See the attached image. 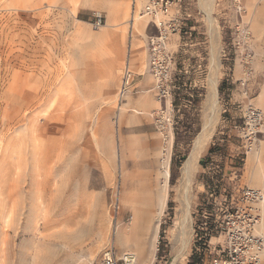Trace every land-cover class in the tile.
<instances>
[{
    "label": "rangeland",
    "instance_id": "374dc122",
    "mask_svg": "<svg viewBox=\"0 0 264 264\" xmlns=\"http://www.w3.org/2000/svg\"><path fill=\"white\" fill-rule=\"evenodd\" d=\"M190 2L158 99L156 29L130 0H0V264H89L110 246L204 264V212L264 172V0Z\"/></svg>",
    "mask_w": 264,
    "mask_h": 264
},
{
    "label": "built area",
    "instance_id": "2783aa9c",
    "mask_svg": "<svg viewBox=\"0 0 264 264\" xmlns=\"http://www.w3.org/2000/svg\"><path fill=\"white\" fill-rule=\"evenodd\" d=\"M186 0H130L132 18L145 16L156 29L146 39L147 68L154 81V91L158 99L170 94L174 55L170 51L169 36L180 34L189 17L185 9ZM95 27L101 26L103 16L94 13ZM250 56H247V58ZM134 74L126 65L122 71L118 88V98L123 99L132 87ZM251 120L259 123L261 114L250 112ZM259 194L245 187L238 194L230 195L223 205L214 207L213 212H204L203 225L197 236L204 264H264L263 239L256 233L259 220L257 203ZM209 219V221H208ZM217 238L215 243L211 239ZM220 238V240H219ZM129 257L117 255L110 246L105 248L89 264H127Z\"/></svg>",
    "mask_w": 264,
    "mask_h": 264
},
{
    "label": "bare ground",
    "instance_id": "6f19581e",
    "mask_svg": "<svg viewBox=\"0 0 264 264\" xmlns=\"http://www.w3.org/2000/svg\"><path fill=\"white\" fill-rule=\"evenodd\" d=\"M140 17H145V16H140ZM131 19H133V18H131ZM137 19V18H136ZM134 22H136V21H134ZM136 24V23H135ZM146 24H147V21H143V22H141V27H142V29L146 26ZM102 26V25H101ZM101 26H99V27H95V28H97V29H99ZM140 27V28H141ZM247 33H245V38L247 37ZM254 111V114L255 115H262V113L259 111V110H256V109H251V112H253ZM191 157V156H190ZM193 158V157H192ZM188 167V166H187ZM188 173V172H187ZM252 176H253V178H254V181H255V183H253V185L255 186L253 189H255L256 191H257V193L259 194V202L257 203V209L260 211V214H261V217L259 216V220H258V224H257V226H256V233H257V227L260 229V230H262V229H264V172H263V169H262V165H259V166H257L256 168H255V170H254V172H253V174H252ZM163 185H164V188H162V191H161V193H160V195H159V198H160V200L162 199V198H164V196H165V189H166V181H164V183H163ZM160 203H161V201H160ZM260 218H261V222H260ZM258 234V233H257ZM258 235H260V234H258ZM261 236V235H260ZM262 237V236H261ZM118 238H119V240L121 241V239H124V238H126V235H125V233H123V232H121V233H119L118 234ZM262 239H263V237H262ZM124 242V241H123ZM263 245H264V239H263ZM122 257L123 256H125V257H129L130 258V261L127 263V264H137L136 263V261H137V259H136V257H135V255H131V254H128V253H126V254H123V252L120 254ZM152 255H153V253H152ZM151 257H153V256H151ZM151 257H150V259H151ZM146 262V260H144V263Z\"/></svg>",
    "mask_w": 264,
    "mask_h": 264
},
{
    "label": "crops",
    "instance_id": "0c3cea01",
    "mask_svg": "<svg viewBox=\"0 0 264 264\" xmlns=\"http://www.w3.org/2000/svg\"><path fill=\"white\" fill-rule=\"evenodd\" d=\"M194 5L190 2V0H186V2H185V9L187 10V11H189L191 14H193V16H194V14L195 13H199L198 11H200L198 8H197V10H194ZM149 23V22H148ZM144 29V28H143ZM145 35V34H144ZM171 40V39H170ZM184 44V42L182 43V45ZM145 56H146V65H147V51H146V49H145ZM126 65H128V67H129V69L130 70H132V68H131V66H130V58L128 57L126 60H125V63H124V66H123V68H122V71H123V69H124V67L126 66ZM147 68V67H146ZM148 70V69H147ZM133 71V70H132ZM121 75H122V73H121Z\"/></svg>",
    "mask_w": 264,
    "mask_h": 264
}]
</instances>
